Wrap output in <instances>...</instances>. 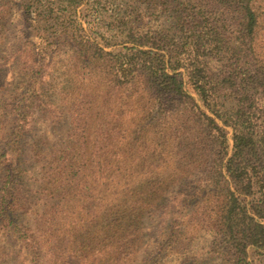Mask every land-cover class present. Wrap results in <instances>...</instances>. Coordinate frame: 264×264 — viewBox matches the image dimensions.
<instances>
[{
  "label": "trees",
  "instance_id": "trees-1",
  "mask_svg": "<svg viewBox=\"0 0 264 264\" xmlns=\"http://www.w3.org/2000/svg\"><path fill=\"white\" fill-rule=\"evenodd\" d=\"M92 2L104 32L85 31L79 0H9L29 26L54 29L41 34L45 41L78 45L73 92L91 98L84 113L66 101L79 106L65 147H35L51 158L39 159L33 187L25 130L14 131L0 154L6 229L35 264H148L139 261L143 222L180 207L190 212L186 222L215 231L221 264H253L251 249L264 251V0ZM9 11L2 6L0 17ZM27 43L23 101L42 91L38 73L55 56ZM31 115L22 109L18 121ZM28 200L41 205L35 224L21 219ZM170 245L162 242L158 255Z\"/></svg>",
  "mask_w": 264,
  "mask_h": 264
},
{
  "label": "rangeland",
  "instance_id": "rangeland-1",
  "mask_svg": "<svg viewBox=\"0 0 264 264\" xmlns=\"http://www.w3.org/2000/svg\"><path fill=\"white\" fill-rule=\"evenodd\" d=\"M77 19L83 24L87 33H91L90 27L95 32H104L97 27L95 22L92 0H79ZM4 6L10 9L9 14L0 17V154H3L9 141L13 137L14 131L23 126L25 136L22 137L21 151L25 164L28 167L27 180L31 186H35L38 180V169L43 159L49 160L50 156L38 154L35 147L41 146L44 152H50L53 148L65 147L72 139L73 127H75L74 118L77 116L76 108L79 105L66 104V101L80 104V113L85 112V104L91 96V92L85 93L73 92L76 88L74 76L71 73L75 70L76 46L75 42H57L48 37L49 41L41 38L43 32L54 33L53 28L45 30L33 24L29 26L30 21H25L18 8L13 7L9 0H0V8ZM73 21V22H72ZM76 18L72 16L71 22ZM109 19L101 21L100 27L108 23ZM67 24L69 20L67 19ZM47 27V26H46ZM45 28V27H44ZM102 28V27H101ZM260 41L264 45V35L260 36ZM35 43L46 47L51 53H55L54 60L48 67L42 68L38 73L37 88L42 91L37 92L36 96L23 101L22 92L19 90L23 82V72L25 69V59L23 52L30 46L26 42ZM108 51L119 53L123 51L122 46L106 48ZM39 71V69H38ZM41 83V85H40ZM19 108V111H18ZM91 108V106H86ZM32 113L31 117L25 118L19 122L18 114L21 110ZM74 116V118L72 117ZM229 130L230 143L232 141V130ZM36 145V146H34ZM34 146V147H33ZM0 155V209L3 189L5 187L6 175L8 173V162L6 157ZM42 161H40V160ZM179 190V189H177ZM247 203L252 198H244ZM26 211L22 214L23 222L35 224L33 217L39 211L40 204H35L34 200H28ZM175 204V203H174ZM162 209V208H161ZM42 213V211H40ZM170 213L168 222H163L162 214ZM181 215L178 222H170L172 218ZM180 207H170L167 211L163 210L153 212L148 216L147 221L143 222L144 234L141 235L145 243L144 251L141 253L139 261L148 264H221L222 259L216 253V234L207 222H186L190 212L183 213ZM186 215V216H184ZM5 218L0 216V252L3 257L0 258V264H35L25 248H22L17 237L11 235L6 229ZM264 223V221H263ZM92 231H97L94 228ZM179 233V238L174 233ZM102 236V234L100 235ZM129 236V234H128ZM179 239V244L177 240ZM169 240L170 246L159 256L158 247L162 242ZM173 241L176 242L173 245ZM261 253L264 251H255L251 249L250 260L253 264H260Z\"/></svg>",
  "mask_w": 264,
  "mask_h": 264
}]
</instances>
